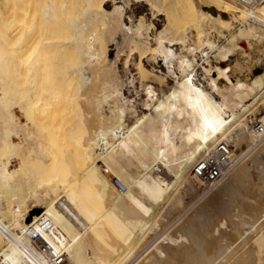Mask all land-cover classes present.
<instances>
[{"label": "bare ground", "instance_id": "1", "mask_svg": "<svg viewBox=\"0 0 264 264\" xmlns=\"http://www.w3.org/2000/svg\"><path fill=\"white\" fill-rule=\"evenodd\" d=\"M20 3L10 28H24L27 46L22 60L10 54L0 79V264H264L257 157V171L252 160L233 171L220 209H200L182 231L157 238L163 210H185L178 196L191 172L216 184L264 129V117L257 131L245 119L264 108V63L238 58L251 41L264 54V0H140L149 17L132 0H44L38 22L34 0ZM69 107L78 153L67 175L59 152L51 155H73L59 144ZM35 162L62 170L49 169L36 188ZM253 167L259 178L240 189ZM25 176L26 188L36 184L27 195ZM253 225L248 248L240 241Z\"/></svg>", "mask_w": 264, "mask_h": 264}, {"label": "rangeland", "instance_id": "2", "mask_svg": "<svg viewBox=\"0 0 264 264\" xmlns=\"http://www.w3.org/2000/svg\"><path fill=\"white\" fill-rule=\"evenodd\" d=\"M21 2L23 1V0H20ZM20 1L19 2H14L13 0H0V21H1V23H0V52H5V53H8V55L6 56V54H4L5 56H2V62L0 61V63H1V66H0V79L2 80V79H4V78H6L7 77V75L10 73V67H7V66H9V60H7V58L9 59V57H10V54H12L13 52H16L17 53V55H18V60H22V58H23V54H24V50H25V44L27 43V42H25L24 41V39H25V33H24V28H19L20 29V31L21 32H19L18 30L13 34L12 32H11V28H10V20H9V18H10V15H11V18L13 17L12 15L15 13L16 14V16H17V18H21V15H22V10H21V8L19 9V7L21 6V4H23V3H20ZM43 1L44 0H34V6H35V10H34V12L31 14L32 16H33V18L35 19V21H39L40 19H41V16H42V14H41V8H42V6H43ZM9 2H11L10 4H9ZM137 2V3H136ZM139 2V3H138ZM200 2V1H199ZM202 3V2H201ZM11 4L12 5H15V6H13V8L11 7ZM17 4V5H16ZM143 5V6H142ZM7 7V8H6ZM15 7H16V9H15ZM131 7H132V9H134L135 11H138V13L141 11V12H143V13H145V12H147V13H145V14H149V12L147 11V9L145 8V6H144V4H142V3H140V0L138 1V0H132V3H131ZM262 11L264 12V5L262 6ZM8 9V10H7ZM13 9H14V11H13ZM17 13H19V14H17ZM10 14V15H9ZM9 16V17H8ZM7 17V18H6ZM148 17H149V15H148ZM10 18V19H11ZM263 18H264V14H263ZM2 26H3V28H2ZM37 26V25H36ZM41 27H42V25H40ZM36 28V27H35ZM40 28V27H39ZM7 29V31H5ZM23 29V30H22ZM38 29V28H37ZM39 30H41V29H38V31L36 32V36H37V34H40V35H42V33H40L39 32ZM22 31H23V34H22ZM4 36H3V35ZM40 35H39V38H40ZM15 37V39H13ZM24 38V39H23ZM37 38V37H36ZM9 39V40H8ZM10 39H11V41H10ZM17 39H18V42L16 43V44H14V42H16L17 41ZM216 39L217 40H223L222 38H220V37H218V35L216 36ZM3 40V41H2ZM3 42V43H2ZM20 42V43H19ZM24 42V43H23ZM3 45V46H2ZM249 45V46H248ZM1 46H2V48H1ZM6 46V47H5ZM26 46H27V44H26ZM17 47V48H16ZM18 47H20V48H18ZM4 48H6V49H4ZM247 48V49H246ZM15 49V50H14ZM24 49V50H23ZM13 50V51H12ZM245 50L246 51H242V50H239L238 51V58H239V61H241V63H243V64H245L246 66H247V64H246V62H247V60H249L248 62L250 63H248L249 65L247 66V67H250V68H252L253 66H255L256 65V63L257 64H260V62L262 61V63L261 64H263L264 63V54L261 52V50H262V45H260V44H258V43H254L253 41H251V43L250 44H248V43H245ZM247 53H249L250 54V56L248 57V55L247 56H245V57H243L244 55L243 54H247ZM260 53H262V54H260ZM260 54V55H259ZM239 55H240V57H239ZM257 55H259V56H257ZM251 57H252V59H253V57L255 58L254 60L256 61V59H257V61H256V63H255V61L254 60H251ZM257 57V58H256ZM258 57H260L259 59H260V61H259V59H258ZM248 58V59H247ZM6 59V62H4V60ZM251 60V61H250ZM246 61V62H245ZM251 62H252V64H253V66H252V64H251ZM251 65V66H250ZM4 68V69H3ZM259 72V70H254V73L255 74H257ZM235 77H238V74L236 73L235 74ZM71 94V92H69L68 93V95L69 96H71L70 95ZM256 108V111L254 110ZM70 109V107L68 108V109H66V113H65V117L63 116V118H66V119H64L63 120V123H66V124H64L63 125V127L64 126H66L67 125V127H65V131H67V132H63L62 133V135L64 136V138L62 139L61 138V143H59V141H57V143H59V144H61L60 145V147L62 146L63 147V141H67L66 143H67V145H66V143L64 142V146H65V148L66 147H73L75 150H77L78 149V147H75V146H77V144L76 143H74L73 141H72V135H71V129H72V127H73V120H75V115H74V112H75V108H73V107H71V110H69ZM72 110H73V113L71 114V113H68V111L69 112H72ZM252 111V112H251ZM68 113V114H67ZM76 113V112H75ZM247 114H245V119H247V122L249 123V125H250V127H251V129H253V131H257L256 130V127H259V124H261L260 122L262 121L261 120V118L262 117H264V108L261 106V105H257V106H254V108L252 107V109H250V111L249 112H246ZM249 113H252V114H249ZM67 114V115H66ZM64 115V114H63ZM72 115H74V117L72 116ZM73 117V118H72ZM66 120V121H65ZM38 121H39V119H38ZM73 123V124H72ZM38 124H39V122H38ZM70 125H71V127H70ZM68 126H69V128H71V129H69L68 128ZM63 127L61 126V128H62V130L64 131V129H63ZM254 127V128H253ZM261 128V130H259L258 131V133H257V141H255V143H254V146L252 145V146H250V147H248V148H246V149H244L242 152H241V155H239V157H238V159H236L233 163H229V165L225 168V172H224V175H223V177L221 178V180L219 181V182H217L216 184H212V183H210V182H208L207 180H206V177L205 176H202V175H200L199 173H198V171L196 170V171H192L191 172V175H190V188H186V190L185 189H182L180 192L182 193H180L179 194V198L182 200L181 202L182 203H187V204H184V205H186V208H185V210L183 211V212H181L180 213V208H176V209H174V210H172L173 211V213L171 214L170 212V207H167V208H165L166 209V213H165V209L163 210V212H162V214H161V220L159 219V222L162 224V226H163V228H162V232H160L159 233V235L157 236V238H159L160 237V235L163 233V232H165V231H167L168 229H170V227H172L171 229V231H173V229L175 230V229H181V231L184 229L183 227H185L187 224H188V222L190 221V219L191 218H197L196 216L197 215H199L198 213H204V215H206L207 213L205 212V211H207L208 212V210H212L214 207H216V208H218V209H220L219 208V204H218V200H217V198H219V201H220V197H219V193H220V191H221V189L224 187V185H225V183L228 181V179H229V177L232 175V173H233V171L234 170H236L238 167H240V165L242 164H244V163H247L249 160H252L251 162H250V164H249V168H250V166L252 167V165H253V163H255L256 164V161H254L255 159H256V157H257V162H260V163H257V167H259V165L260 164H262L261 166L263 167H260L261 169H262V171H263V169H264V166H263V161H264V159L263 158H258V156L257 155H261V152L262 151H264V129H263V126H261L260 127ZM263 130V131H262ZM243 131V129L241 128L239 131H238V133H240V132H242ZM71 132V133H70ZM65 133H67L66 134V136H65ZM69 134V135H68ZM68 135V136H67ZM69 136H70V138H69ZM48 141V142H47ZM55 141V140H54ZM69 141H71V143L69 142ZM48 143L47 145H49L50 144V146L52 145L51 143L53 142V140H52V142H51V140H46L45 141V143ZM56 143V142H55ZM54 142H53V144L54 145H52V147H59L58 145L59 144H55ZM70 143V146L68 145ZM74 143V144H73ZM72 144H73V146H72ZM59 147V148H60ZM61 147V148H62ZM60 148V149H61ZM64 148V147H63ZM64 148V149H65ZM71 150V151H73V155H69L68 156V158H67V160H65L64 161V159H63V157L67 154H65V155H63V156H61L62 155V153H65V150L63 151V149H62V152L61 151H59V149L57 148V151H55V153L54 152H52L53 153V155H51V156H56L57 157V153L59 152V161L61 160L62 162H59V164H64L63 166H64V171L66 172V170L68 169L69 170V168L71 169V166L69 167V165L68 164H65V162L66 161H68L69 159H72V160H74L75 158H76V156H77V153H78V150L77 151H75V150ZM263 149V150H262ZM66 150H67V148H66ZM53 151H54V149H53ZM68 151H70V150H68ZM67 151V152H68ZM259 151V152H258ZM74 152H76V155L74 154ZM258 153V154H257ZM263 153V152H262ZM243 154V155H242ZM248 155V156H247ZM67 156V155H66ZM74 156V157H73ZM71 157H73V158H71ZM255 157V158H254ZM66 159V158H65ZM254 159V160H253ZM254 161V162H253ZM262 162V163H261ZM40 163V164H39ZM53 163V162H52ZM37 164H39V166L37 167ZM54 164V163H53ZM254 164V165H255ZM259 164V165H258ZM35 165V166H34ZM46 165H47V170L45 171V169L44 168H46ZM65 165H68V167H65ZM241 165V166H242ZM253 165V166H254ZM41 166V167H40ZM59 166V169L60 170H62L61 168H60V165H58ZM57 166V167H58ZM231 166V167H230ZM30 167V173L33 175V177H31L32 178V180H33V178H34V182H36V178L38 179H40L41 181H42V183H43V181H44V178L46 179V177H47V175H48V173L50 172V171H52L53 169H57V167H52V164H51V162L50 163H48V164H45V163H43V162H35L34 164H32L31 166H29ZM36 167V168H35ZM49 167H52V168H49ZM257 167H256V165H255V168H256V170L255 171H257ZM67 168V169H66ZM221 168V167H220ZM260 168H258L259 169V172L261 173L262 171H261V169ZM49 169H50V171H49ZM222 169V168H221ZM254 167L253 168H251V180L249 179V180H247V185L245 184V186L243 185L242 187H240V189H244V188H247L248 187V185H249V188H253V180H256L257 178H259V173L257 174L254 170ZM35 170V171H34ZM42 170H44V172H42ZM38 171H40L41 172V174L38 172ZM64 171H62V172H64ZM252 171H254V172H252ZM46 172V173H45ZM65 172L63 173L64 174V176L67 174V172H66V174H65ZM71 172V171H70ZM215 172H219V169L218 170H216ZM253 173V174H252ZM46 176H45V175ZM31 175V176H32ZM39 175V176H38ZM67 175H70L69 173L67 174ZM66 175V176H67ZM34 176H36V177H34ZM169 177H170V175H169ZM257 177V178H256ZM25 178V179H24ZM27 178L29 179L30 178V176H27ZM31 178L29 179V180H31ZM192 178V179H191ZM39 179H38V182H37V184H38V186H36V188H38L40 185H41V181H39ZM28 181L29 182V185H28V188H26L27 186H26V183H25V181H26V176L25 177H23V180H22V184H20L21 185V189H22V191L27 195L28 194V192H29V190H30V188H31V184H33L34 182L33 181ZM250 181V182H249ZM32 182V183H31ZM40 184V185H39ZM36 184L34 183L33 184V186H35ZM30 186V187H29ZM32 189H34V188H32ZM185 191V193H183L184 191ZM242 193H245L244 192V190H242L241 191ZM185 196H184V195ZM6 196V195H5ZM181 196H182V198H181ZM228 200H229V197H226V198H224L223 199V201L224 202H228ZM214 202V203H213ZM177 204L176 202H174V201H171L170 203H168V204ZM211 203H213V204H211ZM258 205V204H257ZM210 208V209H209ZM200 209H202L203 211L202 212H198V211H200ZM205 209V210H204ZM207 209V210H206ZM197 212V214H195ZM164 214H165V216H164ZM171 214V215H170ZM163 215V216H162ZM181 217V218H180ZM166 219V220H165ZM177 219H178V221H177ZM181 221H180V220ZM165 220V221H164ZM184 220V221H183ZM195 220H197V219H195ZM202 220H204V221H202V224L204 225V224H206L207 223V219H205V217H204V219H202ZM164 221V222H163ZM170 221V222H169ZM177 221V222H176ZM224 221L225 222H227L225 219H224ZM166 222H168V223H166ZM166 223V224H165ZM175 223H177V224H175ZM181 223V224H180ZM163 224H165V225H163ZM181 226H180V225ZM175 225V226H174ZM183 225V226H182ZM251 225H252V223H251ZM179 226L181 227V228H179ZM250 226V225H249ZM177 227V228H176ZM253 227H254V225H253ZM250 228L249 229V231H247V234L249 233V234H251V235H253L252 236V240L250 239V235H247V234H245L243 237H245V238H242L241 239V241H240V243L241 242H243V240L244 239H246V243L249 241V243H245L247 246H248V248L250 247L249 245L250 244H252V242H253V238L255 237L254 236V234L252 233V232H254V230L256 229V227H254V228ZM183 228V229H182ZM209 227L207 226L206 227V230L208 229ZM254 229V230H253ZM252 231V232H251ZM247 237V238H246ZM249 237V238H248ZM247 239H249L248 241H247ZM239 243V244H240ZM239 244H237V246L236 247H238V245ZM244 244V245H245ZM241 245V244H240ZM244 245H242V246H244ZM244 246V248L241 246L240 247V250L238 251L239 253L236 255V257L237 256H239V255H241V254H243L244 253V251H242V250H246L247 249V246ZM248 250V249H247Z\"/></svg>", "mask_w": 264, "mask_h": 264}]
</instances>
